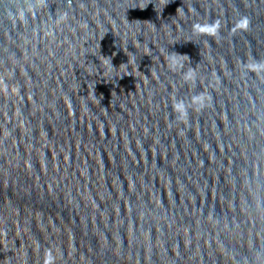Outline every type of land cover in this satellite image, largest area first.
<instances>
[{
    "label": "water",
    "instance_id": "obj_1",
    "mask_svg": "<svg viewBox=\"0 0 264 264\" xmlns=\"http://www.w3.org/2000/svg\"><path fill=\"white\" fill-rule=\"evenodd\" d=\"M254 61L264 0H0V264H264Z\"/></svg>",
    "mask_w": 264,
    "mask_h": 264
},
{
    "label": "clouds",
    "instance_id": "obj_2",
    "mask_svg": "<svg viewBox=\"0 0 264 264\" xmlns=\"http://www.w3.org/2000/svg\"><path fill=\"white\" fill-rule=\"evenodd\" d=\"M237 24L242 29H247L250 21L249 18L246 16H242L238 21ZM197 31L200 33H206L211 36H218L219 35V23L215 24H208V25H196L195 26ZM170 60L173 63L177 62V54H173L170 57ZM251 67L257 71L264 70V63L260 62H253ZM187 79L191 80L192 82H195V73L191 70L187 74ZM211 96H205V94L201 93L198 95H194L192 97L191 103L188 104L184 100H177L174 104V111L176 112L177 120H187L189 116V109L194 108L195 110H202L204 107L210 105L211 103ZM49 260H51V257H49Z\"/></svg>",
    "mask_w": 264,
    "mask_h": 264
}]
</instances>
